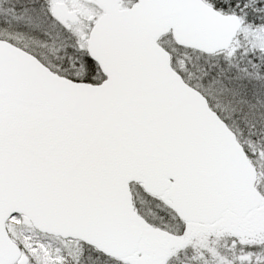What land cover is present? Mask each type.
<instances>
[{
    "label": "snow or ice",
    "instance_id": "obj_1",
    "mask_svg": "<svg viewBox=\"0 0 264 264\" xmlns=\"http://www.w3.org/2000/svg\"><path fill=\"white\" fill-rule=\"evenodd\" d=\"M0 264H264V0H0Z\"/></svg>",
    "mask_w": 264,
    "mask_h": 264
}]
</instances>
